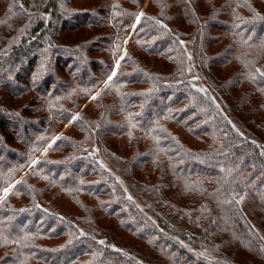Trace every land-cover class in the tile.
Listing matches in <instances>:
<instances>
[{"label":"trees","instance_id":"16d2710c","mask_svg":"<svg viewBox=\"0 0 264 264\" xmlns=\"http://www.w3.org/2000/svg\"><path fill=\"white\" fill-rule=\"evenodd\" d=\"M75 1L0 0V264L264 262V0Z\"/></svg>","mask_w":264,"mask_h":264},{"label":"rangeland","instance_id":"374dc122","mask_svg":"<svg viewBox=\"0 0 264 264\" xmlns=\"http://www.w3.org/2000/svg\"><path fill=\"white\" fill-rule=\"evenodd\" d=\"M148 1L149 0H145L144 2V6L143 8L146 7V5L148 4ZM75 5L77 4H82L84 3V1H80V0H76L75 2H73ZM78 6V5H77ZM130 39H131V36H129L126 40H125V49L124 51L121 53V58L124 56L125 54V51H126V48L128 47L129 45V42H130ZM118 68V64L116 65L115 67V70ZM257 71L259 72L260 75H262L264 77V61L260 62L257 66ZM92 100L90 99L80 110V112H82L88 105L89 103L91 102ZM232 113V112H231ZM77 118V116L71 121L69 122L68 124H66L61 133H64L71 125V123ZM232 118L233 120L240 126L246 128L247 126L244 125L243 121L240 119V113L239 112H233L232 113ZM247 129V128H246ZM249 130V128L247 129ZM258 136L260 137L259 133H257ZM52 145V144H51ZM49 145V147L51 146ZM48 150V149H47ZM45 149V151L43 153H41L39 155L38 158H41L45 152L47 151ZM28 171V170H27ZM26 171V172H27ZM25 172V173H26ZM23 173L17 181H19L23 176L24 174ZM12 186L5 189L2 196L0 197V200L7 194V192H9L11 190ZM239 206H240V210L243 214V216H245V218L253 225V227L256 229L257 231V234L258 236L260 237V239H262L264 241V211H262L260 209V207L254 202V200L245 192H243V194L241 195L240 199H239ZM250 260L249 262H251V264H264L263 260H254V259H249ZM236 261V260H235ZM236 264H250L246 261H244V259H240V260H237L236 261Z\"/></svg>","mask_w":264,"mask_h":264},{"label":"snow or ice","instance_id":"6c2138e0","mask_svg":"<svg viewBox=\"0 0 264 264\" xmlns=\"http://www.w3.org/2000/svg\"><path fill=\"white\" fill-rule=\"evenodd\" d=\"M113 75H115V73H113ZM109 79H111V77H109ZM93 99H95V97H93ZM101 243H103V241H101Z\"/></svg>","mask_w":264,"mask_h":264},{"label":"water","instance_id":"95a60500","mask_svg":"<svg viewBox=\"0 0 264 264\" xmlns=\"http://www.w3.org/2000/svg\"><path fill=\"white\" fill-rule=\"evenodd\" d=\"M53 143H54V142H53ZM48 148H49V147H48ZM48 148H47V149H48ZM47 149H46V150H47Z\"/></svg>","mask_w":264,"mask_h":264}]
</instances>
